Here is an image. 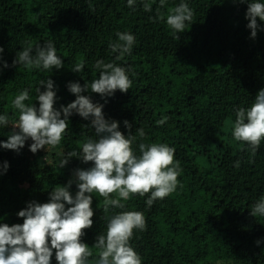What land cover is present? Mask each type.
I'll return each instance as SVG.
<instances>
[{"label":"trees","instance_id":"16d2710c","mask_svg":"<svg viewBox=\"0 0 264 264\" xmlns=\"http://www.w3.org/2000/svg\"><path fill=\"white\" fill-rule=\"evenodd\" d=\"M146 2L152 11L144 10ZM181 2L189 5L194 17L177 40L166 16ZM247 2L252 0H165L161 8L159 0H135L132 7L127 0H0V115H7L8 124L18 121L12 100L21 91L28 90L25 103L38 108L37 88L45 90L40 81L51 79L54 108L60 110L76 99L69 83L90 87L99 78L95 63L103 60L125 67L132 87L111 97L102 98L90 89L81 95L103 105L105 119L118 122L126 137H135L136 155L139 143L175 149L174 160L181 170L177 188L151 207L146 205L150 193L137 194L122 201L123 209L104 212V198L96 192L86 194L92 196L93 224L83 230L80 240L93 251L89 264L98 260V250L92 246L98 235L106 234L108 218L124 211H139L145 217L146 229H134L130 240L141 264H264V216L250 215L264 198V140L252 155L231 134L236 109L250 107L264 89V22L258 19L261 30L251 38ZM158 14L164 18L157 19ZM117 32L135 39L131 54L120 60L119 53L109 48L117 41ZM49 41L62 60L60 69L13 64L24 48L32 46L34 56L36 46ZM81 61L83 70L72 71ZM164 116L166 122L158 125ZM141 128L143 138L137 132ZM68 132L74 133L73 139L66 137ZM62 138L66 142L62 158L81 152L88 139H97L91 117L85 120L73 112ZM5 151L0 147V225L22 224L20 210L31 202H49L50 192L69 181L74 197L78 191L74 171L93 166L78 155L59 167L62 158L45 153L50 164L22 176L19 183L14 178L19 165L16 153ZM50 264H57L55 249Z\"/></svg>","mask_w":264,"mask_h":264},{"label":"clouds","instance_id":"9594fccd","mask_svg":"<svg viewBox=\"0 0 264 264\" xmlns=\"http://www.w3.org/2000/svg\"><path fill=\"white\" fill-rule=\"evenodd\" d=\"M134 2L127 0L129 7ZM238 2L244 3L246 0ZM159 6L164 7L165 0H159ZM143 8L147 12L152 11L151 3H144ZM245 16L248 20L246 27L254 39L257 31L261 30L258 19L264 22V3L257 0L247 2ZM193 17L194 12L186 2L169 9L166 24L177 34V40L178 34L185 31L186 22L191 24ZM163 18L157 15V19ZM116 36L117 41L110 42L109 48L111 52L119 53L116 59L120 60L125 54H131L135 39L127 32H117ZM32 50V46L24 48L13 64L44 70L60 69L63 66L51 41L43 47L37 45L34 56ZM3 66L8 67L7 63ZM83 68L81 61L72 71L79 73ZM95 68L99 70V78L90 87L87 84L82 87L76 82L69 83L68 90L76 99L67 106H61L60 110L54 108L56 92L51 79L40 81L45 90L40 92L37 88L38 108L25 103L29 100L28 90L21 91L12 100V107L19 112L13 128L19 131L9 135L6 142H0V147L4 149L19 152L28 139L32 141L29 150L33 154L46 146L55 148L68 128V117L73 112L85 120L91 117V126L95 129L97 139H88L82 145L81 152H69L60 161L59 167H63L68 158L79 155L83 162H93L91 168L75 171L78 191L74 197L68 190L72 183L69 181L68 185L56 186L50 192L49 202H31L20 210L17 215L24 218L22 224L0 225V264H50L53 249L57 264H89L93 251L80 240L84 235L83 230L91 228L93 224L92 196L86 194L96 192L103 197V210L107 212L109 208L123 209L125 204L122 201H128L132 195L137 194L143 197L150 193L146 205L151 207L154 201L164 199L177 188L181 170L179 161L174 160L173 147L162 143H139L140 155H136L132 147L135 137L122 134L118 130V122L105 119L103 105L94 104L89 96L81 95L90 89L102 98L111 97L117 90L126 93L132 87V80L126 74L125 67L97 60ZM166 120L164 116L156 123L163 125ZM8 123L7 115H0V125L7 126ZM124 125L127 129L131 128L127 121H124ZM137 132L139 137L145 136L142 128ZM231 134L235 141L246 144L251 154L255 155L264 140V89L258 91L250 107L236 109ZM236 166H239V161ZM7 167L5 162V171ZM65 205L70 206L66 208ZM250 215L264 216V198L254 204ZM134 229H146L142 212L124 211L108 218L106 234L98 235L92 246L98 250L96 264H141V257L130 245Z\"/></svg>","mask_w":264,"mask_h":264},{"label":"rangeland","instance_id":"374dc122","mask_svg":"<svg viewBox=\"0 0 264 264\" xmlns=\"http://www.w3.org/2000/svg\"><path fill=\"white\" fill-rule=\"evenodd\" d=\"M16 122H14L13 124H8L7 126H4V125L0 126V142H6L9 135H11L14 131H16V132L19 131L18 129L13 128ZM66 137L68 139H73L74 133L68 132V133H66ZM31 143H32L31 139L25 141V145L22 148V149H28V150L22 151L20 149L19 152L14 151L16 153V158H17L16 162L19 160L17 162V164H19V165H18V167H16L18 172L14 177L17 182H19L18 179L22 178V176L25 177L29 173H31L32 171H35L38 168L39 169L42 168L44 164H50V162H48L47 155H44L45 153L46 154L47 153H55L58 159H61L65 153L64 146H65L66 142L64 141L63 138H62L60 144L58 146H56L55 148H49L46 146L45 148L38 150L35 154H33L29 150V146ZM9 152H10V150H8L6 153H9ZM21 156H23L24 158H22ZM62 159H64V158H62ZM23 163H28V164L25 165ZM24 165L27 168L22 169ZM75 181H76V179H75V175H74V182ZM215 264H230V263L217 262Z\"/></svg>","mask_w":264,"mask_h":264}]
</instances>
